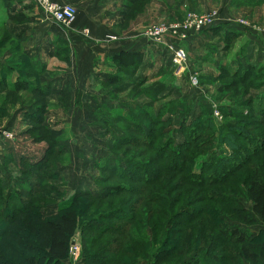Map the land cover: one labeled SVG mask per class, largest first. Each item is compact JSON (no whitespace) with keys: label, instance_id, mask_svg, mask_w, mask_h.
Masks as SVG:
<instances>
[{"label":"rangeland","instance_id":"obj_1","mask_svg":"<svg viewBox=\"0 0 264 264\" xmlns=\"http://www.w3.org/2000/svg\"><path fill=\"white\" fill-rule=\"evenodd\" d=\"M130 1L124 21L127 25H134L137 19L135 13L143 15L145 23L132 28L133 32L139 31L138 35L144 39L147 38L142 33L151 26L172 29L180 25L183 32L189 15L202 20L210 19L213 24L211 29L216 31L203 27L187 33L186 38L164 36L158 43L148 41L152 47L155 46L153 56L144 54L139 64L137 60L129 59L127 62H131L133 69L126 72L121 70L117 73V63H112L113 70L100 79L92 80L89 89L86 86L85 90L78 91L69 87L64 96L67 106L61 103V95L40 100L46 104L44 123L47 122V129L59 139V147L63 151L62 155L58 158L53 156L47 164L48 169L54 163L58 165L60 178L51 181L50 185L46 183L38 187L35 196L24 204L28 209L25 214H17L9 222L0 219V264H6L5 261L24 264L22 260L28 257L33 264L44 263L46 256L41 247L45 244L38 212L45 206L48 208L43 209V219L56 214L57 207L60 208L62 203L65 208L72 206L71 209L77 211L75 235L63 264H108L105 260H111L114 254L105 255L108 248L115 249L118 255L114 257L120 264H150L156 251L158 264H181L192 257L214 259L218 264L221 262L213 258L212 253L219 250L229 256L232 246L220 242L216 224H240L234 218L238 208L251 214L249 203L243 197L244 178L253 166L261 167L264 162V124L255 122L253 117L255 113L264 117V0ZM14 3L0 0V42L5 34L15 31L21 37L29 35L30 38L28 36L20 43L16 56L12 58L8 49L15 42L13 35L9 36L14 44L7 42L0 48V67L9 66L12 74L18 75V67L21 66H16V62L26 64L27 67L21 69L28 77L23 79L34 88H39L42 82L50 84L61 75L63 71L59 69L62 68L68 70L75 67L79 70L76 77L80 80L83 77L80 69L87 60L79 58L72 51L71 44L59 41L50 50L51 59L39 58L36 48L26 52V49L40 43L43 27L40 28L39 23L42 17L38 8L28 0L25 7L29 6L30 10L21 13L29 17L28 22L20 27L8 23V12ZM77 22L76 9V17L69 27L58 26L62 31L74 29L78 32L75 29ZM222 23H225L224 27L215 28ZM122 29L112 28L106 42L120 43L121 37L126 36ZM88 30L84 28L80 32L87 37ZM227 30L238 32L229 39L228 47L221 37ZM189 38L193 40L185 42ZM136 63L138 66L134 67ZM29 65L36 67L37 71L32 73ZM222 69H228L230 74L237 73L230 75ZM110 75H116L118 81L106 86V78ZM29 95L27 87L15 95L0 93V105L6 101V111L0 119V178L4 181L7 197L13 190V180L19 174L17 167L5 159L7 147H12L17 157L23 155L29 159L40 158L48 147L47 141L43 140L45 135L36 138L40 135L38 132L21 136L27 129L21 119L22 109L27 106L26 110H29L35 103ZM138 116L143 120L144 133H150L149 137L141 136L137 130ZM123 117L133 122L125 125L117 120ZM150 118L161 122L152 126ZM198 122L212 127L207 132H196L191 128L187 137L183 135L182 126L190 128ZM186 139L188 149L179 153H186L187 164L183 166L179 163L177 166L172 161L169 163L168 158L172 157L169 149L181 146ZM169 142L172 148L165 145ZM53 148L56 149L55 146ZM210 155L223 159L233 155L236 158L232 165L225 167L227 170L223 174L211 172L203 179L191 177V169L199 168V164ZM106 161L117 170H124V164L129 162L127 172L139 177L128 180L127 172L123 178L103 173L99 167L104 166ZM132 165L140 167L143 172L132 170ZM30 181L37 184L36 180ZM104 186L110 187L109 191ZM107 191L118 192L105 200L98 199ZM81 193H89L93 197L75 195ZM74 195L76 198L73 201ZM40 198L50 200L37 203ZM167 202L176 203L171 212L173 218L168 224L161 223L165 233H168V226L174 223L171 235L165 236L168 237L167 244L163 241L165 238L160 240L159 237L160 242L153 239L151 223L143 225L145 230L134 232L133 226L137 225L139 214L134 217V222L129 223L127 219H115L120 212L112 213L129 209L133 215L139 203L142 206L137 208V213L141 209L143 215L148 211L158 213L164 210ZM187 210L194 211L193 217L182 221ZM111 213L113 216H108ZM103 215L108 217L105 219ZM93 218L104 223L106 229L94 231L89 228ZM24 221L30 226L26 227ZM255 221V228L264 227L258 218ZM20 233L25 237L22 241L17 238ZM141 233L144 237L140 236ZM130 234L139 237L132 242ZM177 238L181 244L175 242ZM185 243L187 249L184 248ZM181 251L183 255L179 258L177 253ZM239 264L248 263L240 259Z\"/></svg>","mask_w":264,"mask_h":264},{"label":"trees","instance_id":"obj_2","mask_svg":"<svg viewBox=\"0 0 264 264\" xmlns=\"http://www.w3.org/2000/svg\"><path fill=\"white\" fill-rule=\"evenodd\" d=\"M26 10H30V7H26ZM23 13V12H21ZM21 13H8V21L12 23L15 26L22 25L28 22L29 17L23 16ZM207 28L208 31L212 30L215 31V29ZM217 29V27H215ZM15 33V32H14ZM230 34H224L222 37L223 43H226V47H228V43L230 42L229 39H231L234 35L236 36V33H231ZM13 32H9L5 34L3 39L0 42V48L3 46V44H6L9 42V44H14L13 41L9 39V36L11 37ZM234 34V35H233ZM15 44L11 46L8 49V54L14 58L17 54V51L19 48H17L20 45L19 41H15ZM63 43V42H62ZM66 44V43H65ZM225 48V47H224ZM24 52V51H23ZM25 53V52H24ZM26 54V53H25ZM27 55V54H26ZM24 58L26 59L25 55L23 54ZM22 56V57H23ZM143 56V53H136V54H129V53H117L113 57V63H117L116 67V72H120L121 70H124L125 72L128 70L133 69L131 62H127L129 59H135L137 60L138 64L141 63V57ZM29 62V61H28ZM27 62V63H28ZM16 66H21L23 69L26 66V64L23 65V63H18ZM30 64V63H29ZM137 64V63H136ZM137 65H133L134 67H137ZM29 69L33 73L34 71L36 72L37 69L33 65H29ZM21 67H18L20 71H18V75H13L11 72V69L9 66L7 67H0V93H7V94H17L18 91H22L23 89L28 90V93L30 94L29 96L33 98L35 103H33L29 108L30 111L34 110L32 113L27 109V106H24L22 109V116L21 119L24 122V125L26 126L27 129L21 133V136L24 135H29L30 133L38 132L40 133L39 136H36V138L40 136H44L43 140L47 141L48 147H46L42 153V155L39 157H36L35 159H29L27 156H16L13 154V149L12 147L8 146L7 149L5 150L7 155L5 156L6 161L12 162L15 167L18 169V175L13 180V190H11L9 197L8 195L4 192L5 189L3 186L4 181L3 179L0 178V219L7 222L13 219V217L17 214H25V212L28 210L27 206L24 205L27 202L32 199L33 195L39 191L40 186H43V184H49L51 181H58L60 178V175L58 173V165L56 163L52 164L51 167L48 169V162L49 160L55 156L57 157L60 154L62 155V148L61 146L59 147L60 141L59 139L53 136V133L51 130H48V124L47 122L44 123V118H43V113L45 112L46 104L45 101H41L42 99H45V97H48L51 95V87L49 83H41L39 88H34L33 85L27 84V82L24 81V78H27L28 75H24L22 73ZM251 68H254L252 66ZM238 71H240V67L237 68ZM227 74L229 70L228 69H222ZM237 72H234V74L230 75H235ZM30 75H32L30 73ZM259 76L256 75V77ZM8 81V78H10ZM39 80V79H38ZM118 81V77L116 75H110L106 78L105 83L107 84L106 86H111L116 84ZM41 82V80H40ZM28 85V86H27ZM50 85V86H49ZM62 91V90H61ZM68 92V87L67 89L64 88L62 92H60L61 95V103L65 104L67 106V101L64 100V96H66ZM6 101H3L2 104L0 105V119L3 116V112L6 111ZM11 104H14V101H10ZM255 122L259 124H264V117L258 116L256 113L253 114ZM139 119V126L137 127L138 131H140V135L144 137H149V134L147 135V132L144 133V129L142 127L143 125V120L137 117ZM151 119V118H150ZM117 120H121L123 124L125 125H130V123L133 122L132 119L123 117V118H118ZM163 120V119H162ZM151 125H156L161 120H153L151 119ZM22 122V123H23ZM199 124H195L194 126L190 128H185L182 126V131L183 135L187 137L188 131H191V128H194L196 132H207L209 128L212 126L210 124L198 122ZM151 125H147L146 127L152 128ZM199 126L196 127L195 126ZM131 130V129H130ZM152 130V129H151ZM238 135H240L239 131H237ZM264 136V133L262 134ZM237 136V135H236ZM261 136V135H259ZM124 138V137H123ZM121 138V139H123ZM34 142L35 138H33ZM14 142H17L16 139L14 138ZM39 143V142H38ZM15 144V143H14ZM37 144V143H35ZM121 144V143H119ZM165 144V143H164ZM168 146V148L171 147V143L169 142L168 144H165ZM55 146L56 149L53 147ZM58 146V147H57ZM231 147V146H230ZM234 148V147H233ZM188 149V141L187 139L184 141V143L181 146H178L177 148H172L169 149L170 156H172L169 159V163L172 161L173 163H176L177 166H179V163L183 166L187 164V158H186V153H179V151H185ZM186 152V151H185ZM233 156V155H232ZM231 155L228 156L227 158L223 159L221 156L218 155H210L208 159H205L199 164V168H192L190 171L191 177L195 178H205L207 174L209 173H214L216 172L217 174H223L227 169V165H232L235 162L236 157H232ZM58 158V157H57ZM164 160V159H163ZM110 161V160H109ZM178 162V163H177ZM129 162H127L128 164ZM123 163H121L122 165ZM124 164V170H117L112 167L110 163L106 164L102 167H99L100 171L106 174H113L114 176L118 175V177L123 178L125 177L124 174L127 172L130 167L129 165ZM169 166V165H168ZM259 166H253L252 170L248 171L245 174L244 178V195L243 197L245 200L249 203V213L248 214L245 210H240V208L236 209L234 218L236 221H240L236 223V225H228L226 222H221L217 223L216 225L218 226V233L220 235V242L228 243L229 245L232 246L231 252L229 256H226L223 254L222 251H216L212 253V257L215 259H218L221 263L218 264H239L240 259H242L244 262H247L248 264H264V227H256L255 228V218H258L263 224H264V162ZM170 167V166H169ZM174 167V166H173ZM53 168V169H52ZM171 168V167H170ZM132 170L139 171L140 167H137L135 165H132L131 167ZM174 168H172L173 170ZM224 169V170H223ZM134 171V172H135ZM141 172L142 169H140ZM126 177L128 180L138 178L139 176H136L135 174L128 173L126 174ZM31 180H36L37 184L32 183ZM154 179V178H153ZM152 179V180H153ZM33 181V182H34ZM46 184V185H47ZM45 185V186H46ZM21 188V190L19 189ZM46 188V187H45ZM110 188V187H109ZM108 187L104 186L105 190L109 191ZM23 189H25L23 191ZM125 189V188H123ZM41 190V189H40ZM106 192L104 195L98 196V199L100 200H105L106 198L115 195L118 191L116 192ZM9 194V193H8ZM76 196H82V195H90L89 193H81V194H75ZM74 195L73 201L76 198ZM29 196V198H28ZM93 197L92 195H90ZM96 198V197H95ZM43 199V198H42ZM41 198L38 199L37 203L39 201L45 202L48 200L44 199L42 200ZM94 199V198H93ZM25 202V203H24ZM28 205V204H27ZM62 205H64L62 203ZM61 205V206H62ZM26 206V207H25ZM50 206V205H49ZM60 208L57 207L58 212L54 214L53 216H47L48 218L43 219V209L47 206H45L43 209H41L38 214L40 216V225L39 228L43 232V243L45 244L42 248L43 255L46 256V259L43 264H63V262L67 259L69 255V247L71 244V240L73 236L75 235L76 231V225H77V211L75 209L70 208H65V206H62ZM142 204L139 203V205L134 209L133 215L129 213L132 210L129 209H119L118 211L112 212V213H117L120 212V215H115V219H127V221L130 223L134 222V217L136 218L137 215L139 214V219L138 223L136 226H133V230L135 233H138L140 231L145 230L143 225H152L151 231L154 232L153 239L157 242H160L165 236L168 234L169 236L171 235V229L173 228V224H170L168 226V233L163 232V224H168L169 220L173 218V214L171 213L176 206L175 202H167L164 204V210L162 209L158 213H152L151 211H148L143 215L140 210L137 213V208L141 207ZM48 208V207H47ZM46 208V209H47ZM136 210V213H135ZM193 212L191 210L185 211V215L182 218V221H186L187 219H191L193 217ZM108 215L110 217L113 216V214ZM107 215H103V217H108ZM136 219V221H137ZM9 220V221H8ZM174 220V219H173ZM176 221V220H175ZM24 223L30 226V223L27 224L25 221ZM88 227V226H87ZM94 231H104L106 229L104 223H102L99 220H96L93 218V220L90 222V226ZM148 230V229H147ZM165 230V228H164ZM140 236H143V233L140 234ZM131 241L135 242L139 236L134 237V234H130ZM142 237V238H143ZM160 237V240H159ZM18 240H23L25 237L23 234H18L17 235ZM167 238L163 240L167 244ZM170 238V237H169ZM152 239V241H153ZM171 239V238H170ZM171 241V240H170ZM175 242H178L181 244L180 240L177 238L175 239ZM221 242V243H222ZM185 249L188 248L187 243H185L184 246ZM31 250V248H30ZM128 250V248H127ZM111 253H114L111 255ZM111 255L112 258L111 260H105L108 264H120L118 260L114 256L118 255L116 253L115 249L113 248H108L106 250L105 255ZM174 254V252H172ZM177 255L182 257L183 251H181L180 254L177 253ZM24 259L22 260V263L24 264H33L32 260L29 259ZM6 264H10L7 261H5ZM159 258H158V252L156 251L154 253V256L151 257V263L150 264H158ZM217 262V261H216ZM214 262V259H208V258H203L201 257L200 259L198 258H189L186 261H182L181 264H217Z\"/></svg>","mask_w":264,"mask_h":264},{"label":"crops","instance_id":"obj_3","mask_svg":"<svg viewBox=\"0 0 264 264\" xmlns=\"http://www.w3.org/2000/svg\"><path fill=\"white\" fill-rule=\"evenodd\" d=\"M9 1L15 3L10 7L8 13H24L27 11L25 9V3L28 0ZM53 1L59 4H73L76 7L78 11V22L75 29H77L78 32L74 29H69L67 32L62 31L59 29L58 25L43 17L41 14L42 20L40 19L41 21L39 23V27H43V31L39 36L40 43L35 45L33 48L30 47L29 49H26V52H30L32 49L36 48L38 50L37 55L39 58L41 56L50 58L52 57V53L50 51L51 48H55L60 43L59 41H63L67 44H71L72 51H75L79 58L85 59V62L87 60V65L84 63L85 66L80 69V73H83V77L80 80L76 77V73H78L79 70H76L75 67H72V69L68 70L64 68L59 69L60 71H63L61 72V75L50 81V85H52V92L50 95L51 97H59L60 93H58V91L64 88L67 89V87H70L71 90L75 87L78 91L85 90L86 86L89 89L92 86V80L100 79L101 76L107 75L113 70V67H111V64L113 63L112 57H114V55L117 53L125 52L132 54L143 53V55L146 54L147 56L148 54L151 56L154 55L155 51L153 48L155 46L152 47V45L148 43L149 40L139 36V31L133 32L134 27L145 23L144 16L136 12L135 15H137V19L136 22H134V25H127L124 21L129 10V5L131 3L130 0ZM153 4L154 3L152 2V5ZM105 12H108L109 14H104ZM224 25L225 23L220 24L217 29L224 27ZM20 26L21 25H18V27ZM84 28L89 29V35L87 37L83 35L82 31L80 32V30ZM112 28H123V34L126 36L121 37L123 39L120 43L106 42V36L111 33L110 30H112ZM22 30L24 29L22 28ZM229 32L230 31L228 30L223 31V34H230ZM16 33L18 32L15 31V33L12 34L13 39L15 41H19L20 43H22V41L27 39L29 36L24 35V37H21ZM231 33H233V31H231ZM235 33L237 34L238 32H234V34ZM190 38L186 39L185 42L189 41L188 43H190V41L193 40H190ZM106 70L108 73L105 72ZM57 132L59 131H56V133Z\"/></svg>","mask_w":264,"mask_h":264},{"label":"built area","instance_id":"obj_4","mask_svg":"<svg viewBox=\"0 0 264 264\" xmlns=\"http://www.w3.org/2000/svg\"><path fill=\"white\" fill-rule=\"evenodd\" d=\"M31 2L38 8L43 17L54 22L56 25L63 27H69L75 17L76 9L70 4H59L53 0H31ZM186 18V23L183 26L185 29L183 32L180 31V25H175V28H166L161 26H151L144 30L142 35L146 37L152 43H158L164 36H179L186 38L187 33L191 31H198L203 27L209 28L213 24L209 22L210 19L202 20L194 15H189ZM241 24H243L241 22ZM188 31V32H187ZM181 53H179V56Z\"/></svg>","mask_w":264,"mask_h":264}]
</instances>
